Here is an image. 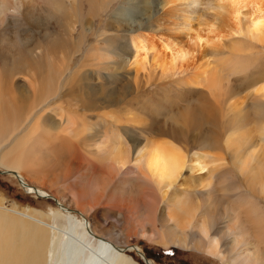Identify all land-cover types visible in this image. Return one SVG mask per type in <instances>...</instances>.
I'll return each mask as SVG.
<instances>
[{"label":"bare ground","instance_id":"obj_1","mask_svg":"<svg viewBox=\"0 0 264 264\" xmlns=\"http://www.w3.org/2000/svg\"><path fill=\"white\" fill-rule=\"evenodd\" d=\"M168 5L171 9L161 15L159 26L180 41L175 44L179 48L175 63L186 62L185 70L193 65L198 69L195 64H201L189 79L173 63L168 74L176 71L185 76L181 75L171 85L182 91L181 99L185 98L184 93L191 92L203 106L200 111L193 106L182 111V106L171 103L167 110L173 113L177 108V115L184 117L174 124L177 137L169 134L170 140L160 141L149 132L153 122L137 117L138 112L123 108V116L118 114L117 119L106 121L105 113L94 116L97 117L94 120L80 111L81 107L94 112L99 103L122 98L120 90L111 96L115 91L112 87L109 93L84 90L77 70L67 66L71 53L80 52L89 32L88 25L93 26L101 15L102 0H0V119L3 117L0 165L7 171H15L26 182L20 176L24 168L28 173L41 174L43 169L60 166L58 158L63 151L72 159L84 152L89 162L78 179L86 182L85 193L72 192L71 204L75 207L91 212L104 201L116 202L115 206L120 203L122 210L117 212L120 217L138 211L132 229L138 235L202 248L225 264H264V203L261 200L264 197V124L246 120L244 98L248 93L227 77L230 70L239 68L233 57L242 52H258L254 50L259 47L264 49V0H168ZM193 24L202 28L196 29ZM79 28V41L73 44ZM184 36L185 43L181 41ZM144 41L141 37L131 40L133 51L128 57L131 66L138 67L142 59L145 63L149 48ZM100 49L107 54L114 52L105 45ZM70 72L72 76L65 82L64 77ZM147 84L151 86L152 82ZM79 86L87 100L79 106L80 102L76 103L78 113L70 112L73 106L70 100H63L47 116L37 114L53 97L67 99L69 92L78 91ZM136 86L142 87L143 83L137 81ZM159 88L156 94L149 95V101L152 102V96L160 100L168 94L163 83ZM15 89L23 99L18 98ZM251 95L255 112L262 114L264 87L253 86ZM17 98L23 101L22 108L17 107ZM226 104L230 114L228 110L222 111ZM39 115L44 117L42 121ZM121 118L127 128H136L133 140L127 131H121ZM199 121L223 127L220 148L227 156L217 151L219 147L213 140L216 130L193 135L190 131H180L182 126ZM117 132L120 137H112ZM101 136L97 152L89 149ZM195 138L200 142L211 138L213 144L208 149L193 151L186 147V142ZM251 144L258 145V149L247 151ZM90 159L97 166L91 165ZM75 170H68L70 178L76 177ZM126 170L133 176L125 177L120 183ZM244 177L247 193L240 189ZM23 186L45 194L28 183ZM108 191L111 197L117 198L108 199ZM119 193L122 196L118 197ZM85 198L88 201L80 205V199ZM54 199L63 210L67 226L58 227L29 214L22 217L5 214L0 205L2 264H137L116 245L117 237L106 217V208L105 212L95 210L92 214L93 227L87 217L82 220L75 217L63 206L62 200L57 196ZM163 200L166 202L162 209ZM218 206L222 209L217 213ZM157 219L163 224L161 231L156 228ZM222 241L230 245L228 252Z\"/></svg>","mask_w":264,"mask_h":264},{"label":"rangeland","instance_id":"obj_2","mask_svg":"<svg viewBox=\"0 0 264 264\" xmlns=\"http://www.w3.org/2000/svg\"><path fill=\"white\" fill-rule=\"evenodd\" d=\"M170 9L171 7L168 5V0H102L101 15L96 19L93 26L88 25L89 32L80 52L71 53L67 66H72L74 71L77 70L80 78H82L84 90L98 89L109 93L108 89L109 87H112L115 91L111 93V96L116 95L120 90L122 98L114 97V99L111 100L112 103H99L100 106L96 107V111L94 112H87L84 108L82 109L80 107V111L83 116L86 114V117H94L98 116V114L101 115L104 113H117L120 116H123V108H126L128 111L132 110V112H138L137 117H142L144 119L147 118V121L151 120L153 122V127H150L149 130L152 135L151 137L164 141L167 139L170 140L168 137L169 134L170 137H177L176 127H174V124L180 123L181 118L184 117L182 115H177V108H175L173 113L167 110V107H171V103L176 105L178 104L179 107L182 106V111L185 108L192 106L200 111L203 104L199 102L197 95H193L191 92L184 93L185 98L181 99L182 91H179L177 87L171 85L175 82V80L181 78V75H186L189 79H191V77L198 71L199 65L201 64H195L198 65V69L193 65L189 69L185 70L186 62L184 64L175 63L176 61H174V58L179 51V48L175 44L180 41L177 36L173 34L167 35L159 26V19L161 15ZM193 26L196 29L202 28V26L198 24H193ZM52 30H55V28H52ZM78 31L79 32H76L77 35L74 38L73 44L78 43L79 41L78 37L80 34V28ZM136 37L143 38L145 40L144 43L146 47L149 48L145 63L144 59H142V63L138 67L131 66L128 59L133 51L131 40ZM186 39L187 38L184 36L181 41L185 43ZM102 45H105L110 49L112 48L114 52L112 54H107L106 51H102L100 49ZM232 59L237 63V65H239V68L230 70L227 77L231 80V82L242 86L244 93H249L252 88H249L248 86H250L252 82L257 81L258 78L264 76V73L262 74L260 70V68H264V50H258V52H254L252 55L250 51L245 53L242 52L238 57H233ZM117 61H119L120 64L117 63ZM173 63L176 64L177 70L181 71L185 75L175 73L176 71H170V74H168V70L173 67ZM144 64H147L148 67H145ZM67 74L64 77L65 82L69 79V76H72L71 72ZM137 81L143 83V86L137 87ZM150 82H152V85L148 86L149 84L147 83ZM162 83L164 87H166V94H168L161 97V101L153 96L152 102L149 101V95H152V93L154 94L155 91L161 89L159 86ZM260 85H262V83H260L259 86ZM80 86L77 88L78 91L69 92V97L67 99H65V97L62 99L53 97L49 100V103H45L40 112L37 111V114L47 116V112L50 111V109H54L55 106H59L61 102L63 103V100H70V102L73 103L70 112L78 113L77 109H75L76 103L80 102L78 104L79 106L83 104V101L87 100V97H83ZM14 92L18 94V98L23 99L19 96L20 91L18 89H15ZM172 96L178 103L174 101ZM18 98L17 107L22 108L23 101ZM253 101V99H249L247 100V105L244 103V106H246V120L252 124L255 122L256 125L264 124V106L262 111L263 115L261 113H256ZM133 106L137 107V109L130 108ZM181 110L179 112H181ZM227 110L230 114L228 105L226 104L222 111L226 113ZM40 117L42 121L44 117ZM151 117H153V119ZM10 119L11 117L9 116L7 121L10 122ZM93 119L97 120V117H94ZM1 121H3V117L0 119V122ZM166 121H169L167 125L165 124ZM119 125L121 131H127L131 140L136 137V128H127V123L124 121V118L120 119ZM190 125H184V127L182 126L180 131L182 133L190 131V135H193L200 131L208 133L209 130H216L213 140L219 147L217 151L221 152L224 156H227L225 155L223 148H220L224 138L223 132H221L223 129L222 126L214 127L207 121L194 122ZM172 133H174V135ZM180 139H182V137L178 140ZM213 140L211 138H207L200 142L195 138L186 142V147L192 149L193 151L199 150L200 148L201 150L204 148L208 149L212 146ZM251 145L248 146L249 149L247 148V151H254L258 149V145L253 144V149H251ZM53 152L57 153V151H52L51 153ZM213 152H215V150H213ZM58 160H60V166H58L57 169L48 167L43 169L42 173L39 174L40 172L28 173L26 171L27 169L25 170L24 168L23 171L25 174L22 172L20 176L31 186V188L36 187L45 194L48 192L55 198L57 196L63 201V206L70 210V213L76 215L75 217H78L81 220L83 217H87L93 227L92 214L95 210L105 212L104 208H106V217L113 225L115 238L117 237L118 243L116 245L123 248L124 254L132 258L137 264H146L138 251L142 252L143 255L151 259L154 264H225L217 256L202 248L177 245L171 242H163L136 234L134 232L135 230L132 229L135 225L134 221L138 216V211L133 210L132 212L126 214V216L131 218V220H129L126 216H124V218L120 217L117 213L122 210L120 203H118V206H115L116 202L108 203L104 201L92 209L91 212L85 210L82 211V209L75 207L71 204L73 202H71V200H73L71 195L75 192L79 194L85 193L84 187L86 182L80 181L78 178L84 172L83 168L87 166L89 160L84 157V152H80L78 157H73L72 159L67 151H63L62 154L59 155ZM90 161L93 166H97L96 161L93 159H90ZM70 168L76 169V177H74L76 179L68 176L67 173ZM0 170H6L4 172H0V205L4 207L2 210L0 209L2 213L4 212L9 215H13L15 213L20 217H22L23 214H29L41 218L45 222L52 225L54 224L58 227L61 225L64 226L65 224V226H67L66 218L62 215L63 210L53 197L39 195L34 191L28 190L27 187L25 188L20 183L17 175L11 171H7V169L2 165H0ZM126 172H128L127 176L124 175ZM124 173L121 175L120 183L123 182L125 177L129 178L133 176V174L130 173V170H126ZM245 180L246 179L244 177V184L240 183V189L247 193V184ZM119 196H122V194L119 193L118 197ZM107 198L113 199L117 197H111L110 192L108 191ZM261 200L264 203V197H262ZM84 201H88V199H80L79 204L81 205ZM165 202L166 201L163 200V202L161 201L160 203V207L162 209L165 206ZM110 208L114 209L115 213L113 210L111 211ZM221 209L222 207L218 206L216 212L218 213ZM56 213L62 215L63 219L61 216L55 215ZM64 213L65 215L68 214L67 211H64ZM156 228L158 231H161L163 228V224L160 219H157ZM81 229L83 228L81 227ZM216 229L219 230V225H216ZM96 234L99 235L97 232ZM222 243L225 244L226 241H222ZM130 245L132 246L131 248L129 247ZM134 246H138L139 249ZM223 248L228 252L230 245L225 244ZM2 259L3 256L0 254V264H2ZM247 259L248 258L244 255V260L247 261Z\"/></svg>","mask_w":264,"mask_h":264},{"label":"crops","instance_id":"obj_3","mask_svg":"<svg viewBox=\"0 0 264 264\" xmlns=\"http://www.w3.org/2000/svg\"><path fill=\"white\" fill-rule=\"evenodd\" d=\"M253 42L254 43H256V44H262L261 42H259V41H257V40H253ZM258 50H264L263 48H261V47H259V48H256V50H254V51H258ZM252 54H254L253 52H251V55ZM264 66V65H263ZM260 70H261V72H262V74L264 73V68H260ZM260 83H262V85H260L259 86V84ZM253 86H259V87H264V76H262V77H260V78H258V80L257 81H254V82H252L251 84H250V86H248L249 88H252ZM251 91L252 90H250L249 91V93H248V95L244 98V103H246V105H247V100H249V99H253L254 100V98H253V96L251 95ZM253 105H254V101H253ZM246 107V106H245ZM119 116H118V114L117 113H105L104 115H103V119L104 120H109L110 118H112V119H117ZM96 129H98V127H95V130ZM85 135L87 136V131H85ZM112 137H120L119 136V134H118V132L117 133H115ZM103 139V136H101L98 140H96V141H94L92 144H90L89 145V149H91L92 151H96L97 152V148H98V146H99V142L101 141ZM92 165V164H91ZM46 191V190H45Z\"/></svg>","mask_w":264,"mask_h":264},{"label":"water","instance_id":"obj_4","mask_svg":"<svg viewBox=\"0 0 264 264\" xmlns=\"http://www.w3.org/2000/svg\"><path fill=\"white\" fill-rule=\"evenodd\" d=\"M4 171H6V170H0V172H4ZM9 171H11V172H13L15 175H17V173L15 172V171H13V170H9ZM18 176V175H17ZM18 180L20 181V183L22 184V185H24V184H26L27 185V183L26 182H23V180L18 176ZM37 194H39V195H43V196H51L49 193H47V194H41V193H38V192H36ZM52 197V196H51ZM54 198V197H53ZM55 201L59 204V202L57 201V199H55ZM139 252V254H140V256H141V258L144 260V262L146 263V264H151L150 263V261H149V258L148 257H145V255H143V253L142 252H140V251H138Z\"/></svg>","mask_w":264,"mask_h":264}]
</instances>
